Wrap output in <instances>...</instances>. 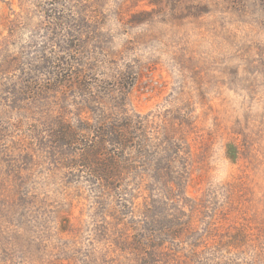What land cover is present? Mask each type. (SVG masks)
Returning <instances> with one entry per match:
<instances>
[{"label": "rangeland", "instance_id": "obj_1", "mask_svg": "<svg viewBox=\"0 0 264 264\" xmlns=\"http://www.w3.org/2000/svg\"><path fill=\"white\" fill-rule=\"evenodd\" d=\"M0 264H264V0H0Z\"/></svg>", "mask_w": 264, "mask_h": 264}]
</instances>
